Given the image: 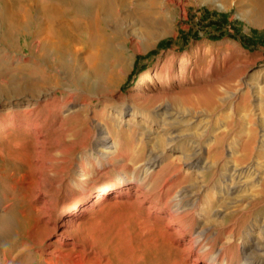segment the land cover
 I'll return each instance as SVG.
<instances>
[{
  "label": "rangeland",
  "instance_id": "obj_1",
  "mask_svg": "<svg viewBox=\"0 0 264 264\" xmlns=\"http://www.w3.org/2000/svg\"><path fill=\"white\" fill-rule=\"evenodd\" d=\"M181 1L182 6L169 5L171 30L168 35L156 40L143 52H125L129 67L120 84L112 90L123 99V104H119L117 109L130 107L133 110L134 113L126 119L134 122L135 130L132 135L112 132L113 139H120L122 143L119 158L103 161L96 151H90L89 145L85 147L87 133L93 129V109L98 110L102 102L93 100L92 107H87L80 118L68 119L59 129L53 125L61 123L70 109L83 107V98L79 96L62 108L59 118L49 117L48 112H44L47 142L41 158L46 160L52 153L55 161L54 165L47 163L40 169L43 173L41 191L51 202L42 209L43 213L50 209L49 212L60 222L69 217L68 212L79 214L78 222L84 223L86 230L94 231L104 249L110 252L112 264H186L183 254L165 236L163 220L155 207L159 206L157 192L166 176L179 168L190 181L195 177L187 165L195 158L196 146L202 150L199 157L202 168L199 171L217 163L215 181L197 184L199 191L196 194L203 198L198 213L200 220L206 213V216L213 212L224 215L246 205L252 196L251 187L256 186L259 180L257 177H264V23L258 24L240 12L241 0H229L228 4L225 0ZM30 40L29 34L14 38L12 50L16 53L11 52L15 55L13 61L7 60L10 66L21 55H29ZM136 84L138 87L131 90ZM168 95L185 96L189 105L180 108L171 102L176 97L168 98ZM197 102L200 103L197 107L191 105ZM138 104L149 105L150 109H140L136 107ZM107 107L108 114L114 111L110 105ZM165 107L172 113H181L183 120L174 123L155 113ZM141 127L145 130L143 133H140ZM249 128L256 133V141L252 144L255 155L240 161L243 154L240 142ZM11 133L7 128L0 133V150L5 148L8 140H14L16 133ZM63 138L70 139L75 148L61 156L59 151L69 146H58V140ZM150 150L164 156L173 165L144 180V197L140 193L134 200L118 192H110L105 194L104 200L91 204L96 200L95 192L103 193L111 181L122 176L133 181L137 176L141 177L138 166ZM20 151L16 150L13 155L18 156ZM82 155L87 173L84 180L79 176ZM233 156L238 159L234 160ZM125 163L128 165L123 168ZM10 173L14 175L10 177ZM35 174L29 165L15 160L11 163L8 177L0 175V198L5 199L6 205H11V212L17 218L23 207L32 220L27 226L35 224L42 211H35L36 207H42L35 198L39 189L33 182ZM197 174L200 178L199 172ZM20 175L25 176L19 179ZM230 187L237 189V198L223 194ZM149 202L152 204L148 210ZM20 225L17 231L23 232L26 225ZM263 225L264 208L247 218L239 228L240 237L236 239L239 254L247 241L246 233H251L254 241H264ZM216 229L212 226L211 232L215 233ZM222 237L225 240L228 235L223 233ZM20 240L14 230L8 233L0 231V264L4 259L3 252ZM26 253L15 257L13 264H22Z\"/></svg>",
  "mask_w": 264,
  "mask_h": 264
},
{
  "label": "bare ground",
  "instance_id": "obj_2",
  "mask_svg": "<svg viewBox=\"0 0 264 264\" xmlns=\"http://www.w3.org/2000/svg\"><path fill=\"white\" fill-rule=\"evenodd\" d=\"M228 1L225 0L227 4ZM172 3L184 5L181 0H0V133L5 128L16 133L14 140H8L5 148L0 150V175L8 177L11 163L15 160L36 171L33 182L39 189L35 198L42 205L35 208L36 212L51 204L41 191L43 173L40 169L55 161L52 153L48 154L46 160L41 158L47 142L44 112H48L49 117L53 115L59 118L62 108L79 96L83 98V107L70 109L61 123L53 125V128L59 129L68 119L80 118L87 107H92L93 100L102 102L98 110L93 109L94 130L88 131L85 147L89 145L90 151H96L103 161L119 158L122 143L120 139L114 140L113 134H133L135 124L126 116L134 112L130 107L117 109L119 104H123V99L112 88L120 84L129 67L126 50L143 52L170 33L168 9ZM238 8L252 21L264 23V0H241ZM21 34L31 36L29 55H21L11 67L7 60L15 59V55L11 54L16 53L12 50L13 42ZM137 87L138 84L131 90ZM176 96L168 95V98ZM171 102L180 108L189 105L185 96L176 97ZM194 103L191 105L195 107L200 104ZM107 104L114 110L109 114ZM148 106L138 104L136 107L149 110ZM155 113L174 123L181 122L184 117L166 107ZM5 123L7 126H4ZM144 131L141 127L140 133ZM247 133L240 142L243 150L240 161H246L255 152L252 144L256 141V133L252 128ZM58 142V146L65 144L71 147L61 148V156L75 148L70 139L63 138ZM18 149L21 150L17 153L19 157L13 155ZM201 153V148L196 146L193 152L195 158L187 165L195 174L192 181L178 168L166 176L159 186V206L155 209L163 220L165 236L183 254L186 264H264V241H254L251 233H246L247 241L241 254L236 246V239L240 237L239 228L247 218L264 208V177H257L259 180L256 186L251 187L252 196L246 205L224 215L213 212L211 216H206V213L200 220L198 213L203 198L196 194L199 191L197 184L214 182L217 167L215 163V166L199 171L202 168L199 159ZM84 159L83 155L79 159L80 180L86 179L87 174ZM233 159L238 158L233 156ZM127 165L125 163L122 167ZM170 165L173 162L150 150L147 158L138 166L141 177L137 176L133 181L132 178L125 180L122 176L111 181L103 193L99 190L95 192L96 200L91 204L104 200L105 194L110 192H118L134 200L138 199L140 193L144 197V180L155 172L161 174ZM9 175L11 177L14 173ZM24 176L20 175L19 179ZM236 193L235 187L223 191L227 196ZM233 197L237 198L236 195ZM5 203V199L0 198V231L8 233L14 230L16 238L21 240L14 243L9 251L3 252L2 264H13L15 257L26 252L22 264H33L34 261L37 264H112L110 252L104 249L94 231L86 230L84 223L78 222L79 214L68 212L69 217L60 222L49 212L50 209L45 213L42 210L36 223L27 226L32 220L23 207L17 218L11 212V205ZM151 204L149 202L148 210ZM218 218L221 221H217ZM20 223L26 225L23 232L17 231ZM212 226L217 227L215 233L211 232ZM223 233L228 235L225 240Z\"/></svg>",
  "mask_w": 264,
  "mask_h": 264
}]
</instances>
